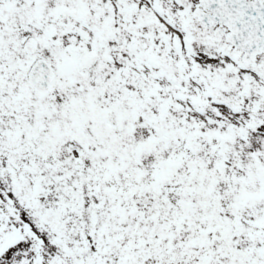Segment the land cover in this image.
Segmentation results:
<instances>
[{"label": "snow or ice", "instance_id": "obj_1", "mask_svg": "<svg viewBox=\"0 0 264 264\" xmlns=\"http://www.w3.org/2000/svg\"><path fill=\"white\" fill-rule=\"evenodd\" d=\"M0 264H264V0H0Z\"/></svg>", "mask_w": 264, "mask_h": 264}]
</instances>
